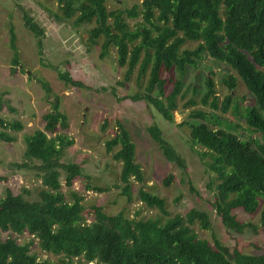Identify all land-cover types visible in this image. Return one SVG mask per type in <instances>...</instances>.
Wrapping results in <instances>:
<instances>
[{"label": "trees", "instance_id": "trees-1", "mask_svg": "<svg viewBox=\"0 0 264 264\" xmlns=\"http://www.w3.org/2000/svg\"><path fill=\"white\" fill-rule=\"evenodd\" d=\"M106 1L59 0V4L63 18L73 19L77 26L93 24L88 39L92 45H101L102 57L112 47L117 49L118 62L126 67L121 84L131 81L137 71L135 81L142 90L129 98L146 100L170 122L180 108V100L185 108L199 102L211 108V112L192 109L186 123L190 140L203 147L198 153L213 174L214 207L227 228L240 233L255 229V223L240 219L235 211L254 214L264 204V0H144L145 22L136 27L131 26L125 13L136 18L139 10L121 6L109 9ZM24 19L41 47L43 28L27 12ZM193 41L198 42L196 47H185ZM11 46L17 64L15 33ZM203 53L228 63L234 70L224 79L232 90L239 77L253 95L254 104L246 108L244 115L249 137L209 123L214 111L227 112L234 102L231 94L220 98L212 76L207 77V90L200 100H185L184 77L189 67H197ZM59 75L67 82L83 85L69 72L60 71ZM44 85L49 89L47 83ZM3 109L0 98V141L10 144L25 125L21 119L2 115ZM43 120V129L25 135V164L34 166L42 178L39 197L32 200L11 189L0 197V264H264V253L231 248L218 237L213 241L199 237L196 225L212 227L207 211L194 207L170 215L167 200L145 186L139 188L140 199L167 216L165 221L131 217L124 210L110 214L99 205L94 206L89 221L83 196L73 192V200H69L62 191V178L71 187L83 170L79 163L62 160L73 140L59 132L69 128V119L58 99ZM147 129L166 157L186 169L185 159L162 129L157 124ZM254 133L261 138L254 137ZM106 147L121 163L123 194L132 198L133 181L145 182L132 135L122 125L121 131L106 141ZM173 178L168 175L164 181L169 184ZM260 217L264 226V206ZM1 231L29 232L43 251L65 258L40 259L31 250V243H22L12 235L4 237Z\"/></svg>", "mask_w": 264, "mask_h": 264}, {"label": "rangeland", "instance_id": "rangeland-1", "mask_svg": "<svg viewBox=\"0 0 264 264\" xmlns=\"http://www.w3.org/2000/svg\"><path fill=\"white\" fill-rule=\"evenodd\" d=\"M143 1L106 2L109 9L121 6L123 9L139 10L136 18L125 13L131 26L136 27L145 22ZM25 12L44 30L41 47L25 23ZM92 26L88 23L77 26L73 19L63 18L59 0H0V98L4 101L1 114L7 118L21 119L25 125L22 131L15 133L14 142L0 141V175L4 177L0 180V197L6 194L7 189L23 193L32 200L39 197L42 178L34 166L25 164V135L44 128L43 115L53 108V102L58 99L61 110L69 119V128L60 129L59 132L73 140L62 160L79 163L83 170V175L71 187L66 185L63 177L62 191L69 200H73V192L83 196L89 221L93 219V208L97 205L103 206L110 214L124 210L131 217H152L165 221L167 216L159 209L148 207L140 199L139 188L145 186L167 200L170 215L186 213L194 207L207 211L213 222L212 227L203 229L196 225L199 237L211 241L218 237L231 248L239 247L250 254L264 253V226L260 217L263 203L254 214L241 209L235 211L240 219L256 224L255 229H247L243 233L227 228L214 207L213 174L198 153L203 147L194 145L190 140L186 123L192 109L203 108L211 112V108L200 102L185 108L183 100H180V108L174 113V121L170 122L146 100L129 98V95L142 90L135 81L137 71L131 81L121 84L125 79L126 67L119 64L115 47L102 57L101 45L90 44L88 30ZM12 33L16 34L17 64L13 61ZM197 45L198 42L193 41L185 47L194 48ZM60 71L69 72L73 79L81 81L83 85L63 80ZM234 73L228 63L203 53L197 67H189L184 77L185 100H200L207 90L206 79L212 76L220 98L231 94L234 102L227 112L214 111L215 116L212 115L209 123L246 138L251 134L244 115L246 108L254 104L253 95L239 77L234 90L224 82ZM152 124L162 129L165 138L183 156L186 169L166 157L147 129ZM122 125L129 130L136 143V159L145 173L144 183L133 181L132 198L123 194V183L119 179L121 163L113 158V152L106 147V141L120 132ZM253 136L261 138L258 133ZM168 175L174 178L166 184L164 180ZM1 234L4 237L16 236L22 243H31V250L40 259L60 261L65 258L63 254L43 251L38 239L29 232L17 234L1 231Z\"/></svg>", "mask_w": 264, "mask_h": 264}]
</instances>
